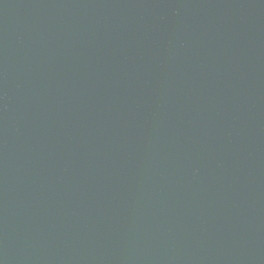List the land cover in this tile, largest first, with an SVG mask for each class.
<instances>
[{
  "label": "water",
  "instance_id": "water-1",
  "mask_svg": "<svg viewBox=\"0 0 264 264\" xmlns=\"http://www.w3.org/2000/svg\"><path fill=\"white\" fill-rule=\"evenodd\" d=\"M0 264H264V0H0Z\"/></svg>",
  "mask_w": 264,
  "mask_h": 264
}]
</instances>
